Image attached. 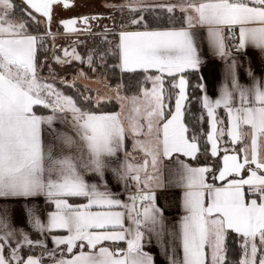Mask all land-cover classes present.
<instances>
[{
  "label": "snow or ice",
  "instance_id": "snow-or-ice-1",
  "mask_svg": "<svg viewBox=\"0 0 264 264\" xmlns=\"http://www.w3.org/2000/svg\"><path fill=\"white\" fill-rule=\"evenodd\" d=\"M61 6L71 5L0 0V264H155L144 251L153 241L166 264H264V78L248 60L241 82L232 55L252 49L264 63V0L105 5L121 14L127 8V20L117 27L112 16L94 14L58 24L65 34L102 36L108 48L87 55L65 48L63 57L51 31ZM105 19L113 27L94 33L93 23L99 28ZM198 30L223 64L215 98L202 78L196 85L199 127L186 122L188 77L202 63ZM49 39L62 67L76 61L96 71L99 60L119 72L120 112L99 111L105 97L94 99L74 80L41 79L39 52ZM125 76L143 77L138 95L121 96ZM126 133L143 162L121 159ZM109 173L123 192L108 189ZM157 189L175 191L162 192L161 205ZM173 205L178 216L170 225L165 211Z\"/></svg>",
  "mask_w": 264,
  "mask_h": 264
},
{
  "label": "trees",
  "instance_id": "trees-1",
  "mask_svg": "<svg viewBox=\"0 0 264 264\" xmlns=\"http://www.w3.org/2000/svg\"><path fill=\"white\" fill-rule=\"evenodd\" d=\"M159 11V10H158ZM165 19L164 22L167 23V13L163 14ZM121 16H126V15H121ZM179 16V13H177V17ZM123 18V17H122ZM126 18V17H125ZM149 19L154 20L155 19V15H149ZM101 31H93L94 33H98V32H102ZM113 39V37L111 35L108 36V40L111 41ZM52 39L48 40V43L46 45L45 48L41 49L39 52V60L41 62L42 65H44L43 67H39L37 69V72L39 73L41 79L43 80H48V81H52L53 77L56 76L57 78L55 79V83L56 84H60V79L59 77H63L65 74L66 75H74L76 73L77 70H82L86 75H91L92 70L90 68L85 67L86 65L83 64H79L78 62L73 63L72 65H68L66 66L63 70L61 69H56L53 72V75H49L48 74V67L46 66L48 63V57L50 56V51L53 50L52 48ZM77 46V51L83 55H87L89 50H95L97 48H101V49H107L108 45L104 43L103 41V37L99 36V35H86L84 40L81 41L80 43L76 44ZM53 52V51H52ZM47 56V59H45V57ZM107 62L109 64L112 63H117L118 60H114L112 57H108L107 58ZM73 70H72V68ZM96 74H99V76L102 78L103 82L105 83L106 86L108 87H112L115 88L117 83L120 82V74L117 71L115 74H113L112 69L109 68H105L103 66V62L101 61H97L96 65ZM189 81H190V87L188 89V94L190 99V102L187 105L186 108V122L191 126L193 123H196V126L199 127V121H200V117L202 114V109H201V105L198 103L196 97H198L199 95H201L198 87H196L197 83L200 81L198 73L196 72L195 74H190L189 75ZM143 77H138L136 79H129L127 76H125L124 78V83L126 85L125 89L121 90L122 94L124 96H133V95H138L139 93V88H138V80H142ZM167 83V81H166ZM75 84L78 86V89H87L88 91L91 92V95L93 96V93L90 89L85 88L80 82L75 81ZM170 86V84H169ZM63 87V86H62ZM65 92H67L70 95L73 96H79V91L78 90H71L68 88H64ZM94 98V96H93ZM92 110H97V109H92ZM119 110V103L113 99H111L109 101V99L104 100L103 101V108L99 109V111H107V112H118ZM219 115L221 117H224V113L221 110ZM226 118V117H225ZM203 127L206 130L207 129V123H206V114H204V122H203ZM128 136L127 139V149H128V153L125 155H137L136 151H134L133 149V145H132V137L129 136L128 134H126ZM204 155H203V143L201 144V155H200V164H202L204 162ZM190 163L192 165H199L197 163V161L195 160H191ZM234 251L232 253H230V255H235L236 257L239 256V249L235 248V246H233ZM36 255L39 256L40 253L39 251L36 252Z\"/></svg>",
  "mask_w": 264,
  "mask_h": 264
},
{
  "label": "rangeland",
  "instance_id": "rangeland-1",
  "mask_svg": "<svg viewBox=\"0 0 264 264\" xmlns=\"http://www.w3.org/2000/svg\"><path fill=\"white\" fill-rule=\"evenodd\" d=\"M72 1H74V5L71 8L63 9L59 7L56 9V12L54 14V21L51 26V31L53 33H56V36H55L56 49L55 50L59 52V54L62 57H63V50L65 48L69 49V51L73 47L77 49L76 44L83 41L87 33H79V34H71V35L62 34V30L58 24V21L60 19H68L72 17H79V16H86V15L91 16L94 14H103L105 17L112 16L113 19L116 21V25L118 27L121 22H124L127 20V17L129 15L127 8H125V11L123 12V14H121L118 7H106L105 5L119 6V5H125V4L132 2V0H72ZM146 2L166 4V3H176L177 0H146ZM121 15H126V16H121ZM105 25H107L109 28H112L113 20L105 19L101 21L99 24V28L95 26V23H93V31H101L104 29ZM43 28H44V25H41V29ZM52 51H50V56L48 57L47 65L52 64L54 70L56 69L63 70L68 65H64L62 67L60 64L55 63L53 60ZM75 62L76 61H72L70 65H72ZM85 65H86L85 67L89 68L87 64ZM47 70H48L49 75H53V73L50 74L49 69ZM80 72H83V71L77 70L74 75L65 74L63 78L66 79L67 81L74 80V81L80 82L85 88H88L92 91L94 99L97 98V93H99V96L105 97V99H108L110 97L116 101L115 91H114L115 88L106 86L102 78L99 76V74H96L95 71H92L90 76L86 75L84 72H83L85 74L84 76H79L78 74ZM120 94L121 96H124L122 92Z\"/></svg>",
  "mask_w": 264,
  "mask_h": 264
},
{
  "label": "crops",
  "instance_id": "crops-1",
  "mask_svg": "<svg viewBox=\"0 0 264 264\" xmlns=\"http://www.w3.org/2000/svg\"><path fill=\"white\" fill-rule=\"evenodd\" d=\"M201 32L202 36V43H201V67L199 69L198 76L199 79L205 84L206 86V94L210 98H215L217 95V87L220 81L222 80V69H223V64L222 62L214 58L211 53L209 52L207 48V43H206V35L203 30H198ZM233 56L237 57V63L240 65L239 67V78L241 82H246V77H245V68L248 67V60L251 61V69L253 72L256 74L258 78H264V63L260 60L258 57L256 51L249 49L247 53H236L233 54ZM148 87H151V84H148ZM130 97V96H129ZM112 99V98H111ZM107 100V99H104ZM114 100V99H113ZM121 111L120 104H119V110L118 112ZM131 111V105L126 104V107L124 109L125 114H128ZM124 119V117H122ZM125 126H127V122H125ZM131 136L130 134H128ZM132 137V136H131ZM132 145H133V140H132ZM137 155H128L127 158L130 159L133 163H136L137 161L143 162V154L136 151ZM121 159L125 158V154L121 153ZM164 164L168 165L170 162L165 160L163 162ZM193 166H200V165H193ZM165 174L167 172L166 169H164ZM107 182H108V189L113 192V193H118V192H123V188L121 185L117 184L116 181L113 179L111 174L107 176ZM129 191H135V187H131ZM167 191H175L172 189H157V196L160 197L158 200V203L161 205H165V200L161 197L162 192H167ZM121 200H125L126 197L125 195H120L118 197ZM39 203V201H37ZM171 203V201H169ZM15 216H19V210L14 213ZM41 215H43L41 213ZM165 216L168 218L169 224H173L176 221V218L178 216V212L175 210V206L173 205L172 210L165 211ZM18 223V221H17ZM27 230V229H26ZM33 238H35V233L32 234ZM122 243V242H121ZM48 246L51 247V241L50 238L48 240ZM144 251L149 252L153 255L155 258V264H166V260L161 256L160 252L158 251L157 247L155 246V241H153L151 244H148L145 242V247Z\"/></svg>",
  "mask_w": 264,
  "mask_h": 264
},
{
  "label": "water",
  "instance_id": "water-1",
  "mask_svg": "<svg viewBox=\"0 0 264 264\" xmlns=\"http://www.w3.org/2000/svg\"><path fill=\"white\" fill-rule=\"evenodd\" d=\"M70 5H72V2H70ZM59 26H60V25H59ZM60 28H61V30H62V34H64V35H71V34H65L64 31H63L62 26H60ZM76 34H79V33H76Z\"/></svg>",
  "mask_w": 264,
  "mask_h": 264
},
{
  "label": "flooded vegetation",
  "instance_id": "flooded-vegetation-1",
  "mask_svg": "<svg viewBox=\"0 0 264 264\" xmlns=\"http://www.w3.org/2000/svg\"><path fill=\"white\" fill-rule=\"evenodd\" d=\"M70 2H72V5L69 7V8H71L73 5H74V1H72V0H69V3ZM61 8H63L62 6H61ZM63 9H65V8H63ZM80 17V16H79ZM73 18V17H72ZM95 23V22H94Z\"/></svg>",
  "mask_w": 264,
  "mask_h": 264
},
{
  "label": "built area",
  "instance_id": "built-area-1",
  "mask_svg": "<svg viewBox=\"0 0 264 264\" xmlns=\"http://www.w3.org/2000/svg\"><path fill=\"white\" fill-rule=\"evenodd\" d=\"M233 54H236L237 52H235L234 50H233V52H232Z\"/></svg>",
  "mask_w": 264,
  "mask_h": 264
}]
</instances>
